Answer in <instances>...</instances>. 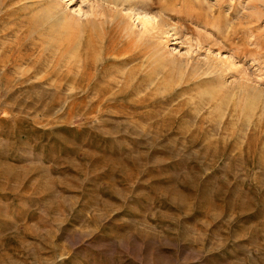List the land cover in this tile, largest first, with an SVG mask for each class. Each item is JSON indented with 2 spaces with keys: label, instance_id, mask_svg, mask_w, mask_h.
Listing matches in <instances>:
<instances>
[{
  "label": "rangeland",
  "instance_id": "374dc122",
  "mask_svg": "<svg viewBox=\"0 0 264 264\" xmlns=\"http://www.w3.org/2000/svg\"><path fill=\"white\" fill-rule=\"evenodd\" d=\"M56 1L0 0V264H264V0Z\"/></svg>",
  "mask_w": 264,
  "mask_h": 264
},
{
  "label": "bare ground",
  "instance_id": "6f19581e",
  "mask_svg": "<svg viewBox=\"0 0 264 264\" xmlns=\"http://www.w3.org/2000/svg\"><path fill=\"white\" fill-rule=\"evenodd\" d=\"M103 2L105 3H107L108 5L109 4H112L113 6H114V12H115V15H117L118 13H120L121 12V9H122V5L124 6V5H126V4H124V3H130L131 4V2H134L135 4L137 3L138 4V6H135L134 8L132 7H130L131 5H128V8H130L131 10H136V11H138L137 13H138V15L140 14V13H143V18L142 17H140V22H142L144 25L145 24H147L148 25V28H146V26L144 27L145 29H147V31H152V30H160L159 32H160V34H161V36H162V34H166V32H168V31H166V30H164L163 31V28H162V26H164V25H169L168 23H166L165 21H164V25H162L163 24V19H162V17L159 15V14H154L153 12H152V10H151V8H149V7H147V6H145V2L146 1H143V0H113L111 3H109V1L108 0H103ZM103 3V4H104ZM136 4V5H137ZM103 7V6H102ZM112 8V7H111ZM126 8V7H125ZM105 11V10H104ZM50 15H49V18H51V19H55V20H57V21H59V23H61V21L63 22V20H62V17H63V13H62V8H61V5H60V3H58L56 0H54V2H53V5H51V10H50V13H49ZM48 16V15H47ZM108 16V15H107ZM114 18V17H113ZM135 18H139L138 16H136ZM165 26V27H166ZM168 28H170V27H168ZM166 29V28H165ZM171 30V29H170ZM94 31V30H93ZM65 35V34H64ZM159 36V35H158ZM213 72V71H212ZM214 74V73H213ZM243 87V86H242ZM245 87V86H244ZM244 92V91H243ZM252 98V97H251ZM257 98V97H256ZM251 100V99H250ZM245 101H247V99L245 100ZM243 104H244V102H242ZM246 103H251V102H249V100H248V102H246ZM248 111V110H247ZM251 111V110H250ZM252 112V111H251Z\"/></svg>",
  "mask_w": 264,
  "mask_h": 264
}]
</instances>
